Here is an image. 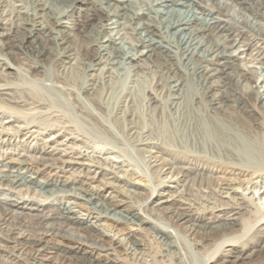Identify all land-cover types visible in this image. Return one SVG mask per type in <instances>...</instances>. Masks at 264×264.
Returning a JSON list of instances; mask_svg holds the SVG:
<instances>
[{"label": "bare ground", "instance_id": "obj_1", "mask_svg": "<svg viewBox=\"0 0 264 264\" xmlns=\"http://www.w3.org/2000/svg\"><path fill=\"white\" fill-rule=\"evenodd\" d=\"M51 1L0 0V138L15 130L0 147L37 156L0 155V186L36 196L0 197V264H131L118 250L134 264H264V0H151L159 25L122 0ZM108 21L135 45L104 38ZM43 134L65 148L47 152ZM67 157L149 197L120 209ZM143 225L156 251L134 235Z\"/></svg>", "mask_w": 264, "mask_h": 264}, {"label": "rangeland", "instance_id": "obj_2", "mask_svg": "<svg viewBox=\"0 0 264 264\" xmlns=\"http://www.w3.org/2000/svg\"><path fill=\"white\" fill-rule=\"evenodd\" d=\"M43 1L46 2V4L48 3L47 5H49V6L53 5L51 0H43ZM86 1H89V0H86ZM122 1H123V4L126 6V8H128L130 10H134V11L140 13V14H144V17H146V18H147V16H145V15L149 12L150 13L149 17L153 18V21L155 22L156 25L157 24L159 25L160 21L162 20V22H163L164 19H165L164 15L155 16V13H153V12H151L149 10V7L151 6V4H150L151 0H122ZM78 5L83 6V4H81V3L78 4ZM55 8L58 9V10L61 9L59 6H55ZM147 9L149 11H147ZM113 22H114V20H113ZM108 28H109L108 30L110 31V33H108V35L105 34L104 38L107 39L109 36L114 37L115 39L122 38L123 42H125L126 46H130V44L135 45V42H134L135 39H134V37L132 36V34L130 32L122 30L121 28H117L116 29L115 25H113V23L111 21L110 22L108 21ZM154 39L156 41H160L158 37H154ZM203 55H205V54L203 53ZM133 63H135V62H133ZM137 64L141 67V69L138 70V74H139L138 76H139L140 81H142V83H144V82L146 83L147 80H149L148 82H150L153 78H155V76H157V73H155L151 69L149 70L148 66L145 65L144 63L139 62ZM147 64L149 65L148 62H147ZM146 66H147V68H146ZM16 80H17L16 82H18V83L22 84L23 86H25L29 91H33L35 93H38V94H40L42 96H45V97H48V98L50 97L51 99H53V97H54V99L56 98L54 95L49 94L45 90V88L41 84H39L37 82L29 81V80H26V79H21L20 81H18V79H16ZM51 96H53V97H51ZM70 112H71L70 110L69 111L67 110V114L69 116H71V114H72ZM72 116H73V114H72ZM72 118H74V116ZM37 119H39L40 121L37 120ZM33 120L36 121V122H38V121L41 122L42 119H40L39 117L35 116L33 118ZM1 131H2V128L0 127V132ZM14 131L15 130L7 131V133L9 135L6 138H0V139L1 140H5L6 142H8V141L12 142L13 138L11 136L14 133ZM50 140H51L50 136H48L47 134H43V135L38 136V139L36 141H37V144H39V145H45V149H46L47 152H52L54 149H56L58 152H60V151H62L65 148L64 145L66 144V141H64L63 137L58 138L59 144H57V145L49 144ZM34 143L35 142H32L31 145L34 144ZM28 145H30V143H28ZM26 148L20 147L19 149L13 151V150H10V149L5 148V147H0V155L10 156V157H12L14 159H27L28 158V160H30V161L35 160V157H37L36 154L28 151ZM69 148H72L73 151H79V152L84 150L83 146L80 145V144L79 145H77V144L76 145H70ZM122 149H124L126 151L128 150L125 147H122ZM112 151L117 152L116 149H112ZM107 155H113V154H111V152H109V153H107ZM65 159L68 162H70V164L74 168L79 167L80 166L79 164H87V166H84V170L82 172H79L80 179L85 180L86 182H90L91 188H94V189L98 190L101 197L109 198L113 194L116 195L115 201H116L117 204L119 203L118 204V208H120V209L122 207H126L127 209L132 207V208L136 209V207L138 205H140L142 201H145V199H147L149 197L150 193L147 190H145V189H143L141 187H130V186H127V185H125L122 182L115 181L114 179H111L110 178L111 175H109V174L108 175H105V174L104 175H102V174L95 175L93 173L94 168H91L89 162L85 161L84 159L76 158V157H73V158L67 157ZM124 159L128 160V157H124ZM76 172H78V171H76ZM68 175L69 174H67V173L65 174V176H68ZM87 178H90V179H87ZM91 178H94V179H91ZM109 183L112 184V185H115V186L119 185L118 187H120L119 189L123 193H125L124 191L133 192L134 194H131L132 199H127L124 196L116 194L113 191V189L107 185ZM138 184L142 186V185H144V182H138ZM22 190H24V188H22ZM163 190H165V191L167 190V192L172 191V189H169V188H166V189L164 188ZM3 195L5 197H9V198H12V199H19L22 196L25 199L27 197L36 199V196L33 193L25 194L24 191H22L20 193V192H18V190L14 191V190H11L10 188L6 187V186H0V197H3ZM154 198H155V195H153V197L151 199H154ZM37 199L41 200V198H37ZM74 203H75V205H71L72 209L75 212H77V214L80 215V217H85L86 212L83 209H81L79 206H77L78 202H74ZM151 206H153V204L150 205L149 207H151ZM156 213L161 215L162 211L156 210ZM94 226H96L97 227L96 229L102 231V233L106 234L107 236L113 237V239L115 241L116 240L120 241V240L123 239V235H122L123 233H120V230L122 229L121 225H112L109 228V227H107V224L105 225L102 221H100V222L95 223ZM112 227H114V228H112ZM179 232H180V234H182V231H179ZM133 233H134V235H136L138 237V239H140L144 244H146V246L148 248H150L152 251H156V249L158 248V244L152 238V236H150V234L148 233L146 225H143L139 231H133ZM69 235L71 237L75 238L77 236V233L76 232H70ZM181 240H183L182 236H181ZM118 252H119L118 258L121 261H124V262L128 261V263L134 264L132 259H129L128 256H125L121 252V250H118ZM2 258H3L2 257V253L0 252V259H2ZM191 258L193 259V262L195 264H201V263H199V261L197 260V258L195 256H193ZM254 260H256V258Z\"/></svg>", "mask_w": 264, "mask_h": 264}]
</instances>
